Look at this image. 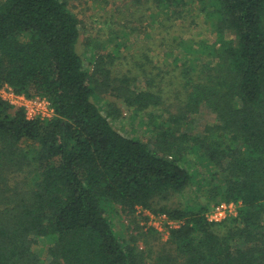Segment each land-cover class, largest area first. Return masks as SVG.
<instances>
[{
    "label": "trees",
    "instance_id": "trees-1",
    "mask_svg": "<svg viewBox=\"0 0 264 264\" xmlns=\"http://www.w3.org/2000/svg\"><path fill=\"white\" fill-rule=\"evenodd\" d=\"M206 3L218 36L201 52L211 59L191 67L187 103L162 122L156 150L118 132L94 102L99 88L78 52L81 22L65 0H0V86L55 110L51 120H28L0 99V186L5 169H32L21 196L0 188V264H144L138 239L116 232L108 206L180 222L163 264H264V0ZM159 103L140 92L131 105ZM203 106L215 124L196 137L182 132ZM186 151L214 182L209 201L237 203L236 216L211 223L209 203L168 207L200 177ZM41 239L50 242L47 259L33 249Z\"/></svg>",
    "mask_w": 264,
    "mask_h": 264
},
{
    "label": "rangeland",
    "instance_id": "rangeland-1",
    "mask_svg": "<svg viewBox=\"0 0 264 264\" xmlns=\"http://www.w3.org/2000/svg\"><path fill=\"white\" fill-rule=\"evenodd\" d=\"M65 1L81 22L78 52L99 88L94 102L118 132L159 149L157 136L164 132L162 122L171 114L180 113L187 103L191 91L188 76L196 77L191 67L196 65L201 71L204 62L211 59L201 52L218 36L216 20L208 17L211 9L207 0H176L174 4L169 3L171 0ZM175 11L177 14L173 15ZM188 48L195 51L189 54ZM140 92L158 95L159 105L144 110L131 105L132 98ZM192 117L193 123L186 124L182 132L195 137L203 133L206 125L216 122V115L204 106ZM183 154L200 177L184 193L174 195L168 207L215 205L208 198L214 182L208 183L206 166L189 151ZM30 170L27 166L5 169L6 180L0 188L6 198L28 191L32 182ZM107 216L125 240L138 239L144 264H163V257L174 255L165 245L169 237L149 233L146 220L136 211L128 215L119 206H108ZM49 246V241L41 239L33 249L47 259Z\"/></svg>",
    "mask_w": 264,
    "mask_h": 264
},
{
    "label": "built area",
    "instance_id": "built-area-1",
    "mask_svg": "<svg viewBox=\"0 0 264 264\" xmlns=\"http://www.w3.org/2000/svg\"><path fill=\"white\" fill-rule=\"evenodd\" d=\"M0 99L10 105L21 108L26 114L28 120L40 119L51 120L55 117V110L50 101L44 97H28L24 94L17 93L10 85L0 86ZM238 204L235 202H221L211 207L206 216L211 223H221L238 213ZM137 214H146L149 219L146 224L154 227L162 235L169 237L170 230L178 228L180 222L169 219L166 214H155L150 210L138 207Z\"/></svg>",
    "mask_w": 264,
    "mask_h": 264
}]
</instances>
